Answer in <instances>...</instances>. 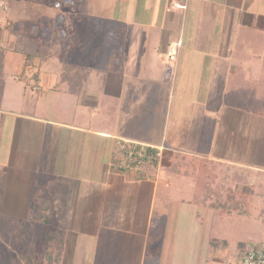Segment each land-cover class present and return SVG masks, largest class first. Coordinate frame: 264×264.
<instances>
[{
  "label": "crops",
  "instance_id": "crops-1",
  "mask_svg": "<svg viewBox=\"0 0 264 264\" xmlns=\"http://www.w3.org/2000/svg\"><path fill=\"white\" fill-rule=\"evenodd\" d=\"M167 3L168 6L179 7L177 0H167ZM35 4L57 8L58 15L54 21L57 22L54 26L60 29L56 30L59 32L57 46L71 40L77 43L71 53L67 49L64 55L60 52L65 50V46L61 50L59 47V52L54 51L48 58L43 52L38 53L44 59H35L38 67H35L34 61L33 68L25 73L27 77L21 75L26 61L25 53L21 52L22 46L6 51L4 91L8 83L5 72L8 52L23 55L25 60L17 74L22 83L20 88H24L23 97L25 93L32 97L26 105H30L33 111H9L14 118V131L13 141L7 150L8 180L3 184L4 192L8 184L28 183L31 186L37 171L48 173L57 182L66 185L65 191L60 194L64 219L58 222L64 240L60 259L55 264H119V260L121 264H169L164 259V253L169 242L173 245L179 240V231L184 223V214L181 213L184 206H180L181 215L176 217L172 206L175 202L181 203L177 193L172 192L173 188L183 184V181L179 184V176L191 178L188 193L191 189V200L199 205L194 197L199 189V180L205 178L206 171L214 168L219 182H222L224 174L240 180L237 169L241 165H249L247 170L255 166L250 165L249 160L253 159L257 137L264 134V0H184L185 9H195V14L199 12V7L204 11L199 28L201 33L191 30L190 39L194 43L189 46L192 55H189L187 63L193 65V54L196 60L192 70L189 71V67L185 70L187 80L197 88L215 92L210 93L211 97L205 103L210 104L204 106V113L200 111L202 115L196 121L194 134L189 135L201 134L200 137L209 138L196 139L201 143L194 144V149H181L167 140V123L175 103L171 84L152 80L157 94L151 107H147L149 115L145 117V124L140 121L139 107L145 105L140 99L142 86L135 81L139 77L137 67L142 65L146 68L147 64L142 59L136 63L131 59L130 50L134 44L131 36L134 34L120 28L119 43L110 33L109 43L90 49L84 42L91 38L85 35L81 40L78 33H68V30L71 22L78 26L79 20H83L85 25L95 24L91 0H55V4L39 0ZM69 11L79 14L76 21L74 16H67ZM175 19L174 13L168 15L169 22ZM104 21L108 25L113 24L109 19ZM167 34L169 40L164 38V41H168L166 46L170 44L173 49L165 50L164 46L163 51L171 55L176 52L177 57L175 55L172 61H165L164 54L160 53L158 61L171 64L173 70L169 68L167 72L174 82L180 66V44L176 38L171 44L172 30H167ZM146 40L150 42L149 37ZM35 42L40 49H45L41 39ZM195 42H201L199 48ZM106 50V61L99 60L97 64L98 56ZM116 50L122 61L119 69L112 70L106 64ZM205 58L206 66L202 62ZM75 64L82 71V79L76 89V86L70 89L66 72L69 66ZM91 66L106 74L102 86L96 85V81L87 83L86 68ZM191 71L195 74L193 79ZM36 72L38 78L33 79L32 75ZM30 78L36 82L35 85L28 83ZM102 90H105L104 93ZM229 91L242 92L235 97L236 93L232 92L233 98L229 99L225 96ZM5 101L3 93L0 113ZM256 103L263 107V112L256 110ZM42 104H55L57 112H65L69 118L47 119L46 112H42L45 111ZM100 111H106L112 118L114 129L107 128V125L100 130L72 123L77 116L80 119L84 114L93 115ZM37 112L39 115L43 113V116L36 115ZM197 125L200 130H197ZM34 126L38 127L39 135L32 142L35 138ZM174 126L177 129L180 124ZM146 129L157 131V135L149 138L150 132H144ZM257 130H260L259 135ZM125 142L138 149L134 156L123 148L127 147ZM147 147L161 152L159 160L154 162L147 157L142 163L135 162L137 158H144L141 154L146 152ZM85 185L87 192L83 190ZM201 190L198 191L200 194ZM140 202L145 204L142 210L138 208ZM127 205H131L132 210L137 208L138 211L133 212L135 219L129 226L120 223L122 229L117 227L116 230L121 232L112 237L110 232H113L111 227L115 221L111 219L113 216L122 218L124 211H128L124 210ZM151 242L153 259L149 258ZM112 245L114 252L110 251ZM126 252H130L128 256ZM115 254L124 256V260Z\"/></svg>",
  "mask_w": 264,
  "mask_h": 264
},
{
  "label": "rangeland",
  "instance_id": "rangeland-1",
  "mask_svg": "<svg viewBox=\"0 0 264 264\" xmlns=\"http://www.w3.org/2000/svg\"><path fill=\"white\" fill-rule=\"evenodd\" d=\"M35 1L39 0H32V2L31 0H0V47H5L7 50L18 48L19 45L23 44L19 40V38H22L19 37L20 35H24L26 38L33 37V39H35L39 36H44L43 32L54 35L57 31H59L56 28L59 26H54L57 23L54 22L56 21L58 15L57 8L51 5L47 7H38V5L35 4ZM177 1L179 3V7H173L171 6L172 4L168 6L167 0H91V4L94 8V10L91 9V12L95 15V24L91 22L89 28L87 27L88 25L84 24L83 20H79L78 26H75L71 22L68 33H78L81 40L84 39L85 35H87L91 39L84 42V44L86 43V47H90V49L92 47H95L96 49L99 44H102V46L106 45L110 33L112 34L111 37L116 39L115 42L119 43L117 40L119 38L120 28L123 30L125 29L126 31L128 30L130 34H134L131 36V39L134 40V44L131 45L130 50L133 56H131V59L135 63L142 59V62L146 61L147 64L146 68L142 65L137 67L139 77L138 80L135 81L140 85V87L142 86L140 99L143 101L142 105H145L144 107H139L141 108L140 121L145 124V117L149 115L147 107H151L154 96L157 94L154 90H157V88H153L151 83L152 80L165 82L166 85L171 84L174 91V95L172 96L174 97L175 103H173L172 113L167 123L169 124L167 140L170 143L179 145L178 147L181 149H194V144L201 143V141L198 142L196 139H204L205 136L200 137L201 134H197L190 137L189 135L194 134L197 124L196 121H198L202 115L201 112L204 113V106L210 104H205L207 103V98L211 97L210 93L214 94L215 92L214 90L197 88L194 83L187 80L186 71L188 70V67L189 71L194 68L193 66L195 65L196 60L194 59L196 55L193 54V65H188L187 63L189 55H192L190 53L191 44L194 43L190 39L192 33L191 30L194 29L196 32L201 33V17L204 15V11L199 7V12L195 14V9H185L184 0ZM49 2L55 4V0H49ZM71 12L69 11L67 16H74V21H76L79 14H72ZM170 13H174L176 15V19L171 22L168 20V15ZM106 19L112 21L113 24H106L104 21ZM15 21L18 22L16 25L14 23ZM167 30H172L174 32V36H172L173 42L171 44L173 45L175 38L180 44V48L178 49L180 53V66L174 82H172L173 78H171L167 72L169 68H172L173 70L171 64L168 63L166 65L165 63H160V61H158L160 53L164 54L163 58H165V61H172L175 59V55L177 57L176 52L171 55L165 51L167 48L173 49V46L169 47L170 44L166 46L168 41H164V38L169 40ZM90 33L93 34V37ZM47 37L48 36L46 34L44 37L46 42L48 41ZM80 37L78 39L79 43ZM148 37L150 38L149 43L146 40ZM74 41L77 42L76 40ZM65 43L68 44V42ZM195 43L199 48L201 42ZM164 46H166V48L163 51ZM58 47H62L60 43ZM75 47V45L67 47L65 44V50L70 49V53L73 49H75ZM170 49L168 50L169 52L171 51ZM106 53L107 50L100 53L96 62L97 64L99 63V60L102 62L106 61V57H104V54ZM7 55L8 58L6 60L5 72L8 77V83L6 85L7 90L5 88L4 91L6 101L3 106V111L0 113V264H10V258L13 256L12 253L15 252L13 250L14 248H12V241H14L15 238L12 233L15 229L19 233L20 237H23V234L26 233V231L29 232V236H32L31 239L33 240V243L30 248L31 259L33 261L32 264H39L40 252L37 249V242L41 240L44 226L40 220L35 221L33 216L28 211L31 186L28 183L15 185L8 184V186L5 187L7 191L4 192L3 190V184H5L8 180L7 156L11 142L13 141L14 131L12 123L14 122V118L9 111H33V108L30 105H26L30 103V99H32V97L28 96L26 93V96L24 95L23 97L22 92L24 88H20L22 83L18 79L20 75L17 74L22 67L25 57L23 55H19L18 53H11L10 51ZM204 60L205 61H202L203 64H205V66L208 65L206 58ZM35 63V67H38L37 60ZM262 63H264V59ZM86 69L87 72L85 78L87 83L96 81V85L102 86L106 80V74L104 72L99 73L98 69L94 66ZM192 72L193 71H191L190 76L193 79V75L195 74ZM25 76L27 77V75ZM28 83L35 85L36 82L30 78ZM173 84L175 86H173ZM104 91L105 90H102V93H104ZM232 92L236 93L233 96L235 97L238 94H241L242 91H229L225 94V96L232 99ZM212 101H214V99ZM213 104L214 106L216 105L215 102H213ZM103 106L105 108V104ZM41 107L45 109V111L42 112H46L47 119L51 117L60 119L62 117H68V114L65 112H57L55 104H42ZM262 109L263 107H261L259 103H256V110L263 112ZM35 114L39 115V112ZM40 115L43 116V113ZM82 117L79 119L77 116L73 119L72 123L100 130H103L106 125L107 128L111 127L112 129H114L115 126L114 122L112 124V118L107 115L106 111H100V113H95L93 115L84 114ZM176 124H180L178 128L176 127L177 129H175L174 126ZM46 126L50 128V126ZM197 130H200L199 125H197ZM144 132H150L149 138L157 135V131L153 130L149 131L146 129ZM259 132L260 130L256 131L257 135H259ZM33 133L35 138L32 139V142L38 139L37 136L39 135V131L37 126L33 127ZM208 138L209 136L205 139ZM203 142H205V140H203ZM252 157L253 159L251 158V160H249L250 165H255L251 167L252 169L247 170L246 168H249V165L247 164L241 165V167L237 169L241 176L239 178L240 180L233 178L232 175L227 176L224 174V176L222 175L223 180L221 182L224 184V187H232L233 189L243 192L248 196V200H250L251 203L250 207H248L250 208L249 215L246 216H240L235 213L233 215H218L210 206L209 200L206 202L201 201L199 202V205L193 204L191 200L193 197L192 190L190 189V193H188L189 185L192 180L187 176H179V184H181L182 181L183 184L173 188L172 192L177 193V197L180 198V202L182 204L175 202L172 205L175 212L171 213L174 214V217H176L177 214L181 215L180 206H184L182 207L183 212H181L184 214L182 217L184 223L179 231V240L175 241L173 245L171 242L168 244V249L170 250L167 249V252L164 253V259L166 262L169 264H219L225 262L237 264L245 249L264 245V134H260L257 137L255 152L254 155L252 154ZM223 170L227 172L226 169ZM71 171L73 172L74 170ZM242 176H244V178ZM236 184H239V189L236 187ZM86 189L87 186L85 185L83 190L86 191ZM198 191L200 190L197 189L194 201H197L198 196L200 195ZM84 195L87 194L85 193ZM12 197L13 199H11ZM250 197H252L253 200H251ZM133 203L135 204V202ZM143 203L144 202H140L138 204V208L140 210H142L145 205ZM239 207L242 210L247 208V206L243 205V203ZM125 209L128 211H124V216H121L122 218L113 216L111 219L115 221L111 227L113 232H110L112 237L121 232V230H116L117 227L121 228L120 223L124 226H129L132 224L133 219H135L133 218V212L138 211L137 208L132 210L131 205H127L124 210ZM62 219L64 218H59V221H62ZM21 220H25L28 224L24 225ZM61 224H63V222ZM172 235L175 234L172 233ZM2 248L7 250V257L3 258L4 252L1 250ZM114 250L115 248L112 245L110 251L114 252ZM152 251L151 242L149 244V258L151 256L153 259ZM126 253V256H128L130 252ZM54 254L52 255L55 256L56 254ZM115 256L117 258L123 257V260L125 258L122 255L117 256L115 254ZM50 259L53 260V257ZM148 261L150 262V259H148ZM119 264H121L120 260Z\"/></svg>",
  "mask_w": 264,
  "mask_h": 264
},
{
  "label": "trees",
  "instance_id": "trees-1",
  "mask_svg": "<svg viewBox=\"0 0 264 264\" xmlns=\"http://www.w3.org/2000/svg\"><path fill=\"white\" fill-rule=\"evenodd\" d=\"M90 27V24L87 26ZM57 30H60L57 28ZM59 33V32H58ZM48 34L47 32H43L44 35L47 34L48 41L46 42L44 40V36H39L38 38L33 39L28 37L26 38L24 35H20L19 40L23 43L20 46H22L21 52L25 53L26 55V61L23 66L22 74L25 75V73L28 70H31L33 68V64L36 58L44 59V57H40L38 53H44L48 58L50 55L53 54L54 51L59 52V47L56 46L58 41V38L56 37L57 34ZM46 38V39H47ZM39 39L42 40V44H45V49H40L37 43ZM28 42H27V41ZM53 40V41H51ZM19 41V42H20ZM51 41V42H50ZM66 46H72L76 45L75 42L67 41ZM63 45L62 47H64ZM118 49V47H117ZM61 50V47H60ZM5 47H0V106L2 104L3 100V93H4V86H5V80H4V65H5V56H6ZM67 50H61V54H67ZM51 53V54H50ZM118 59V60H117ZM122 57H119V51L116 50L112 56V59L107 62V67L114 70L119 69V63H121ZM76 65V66H75ZM68 67L66 75L67 80L69 81V88L72 89V86H76L74 89L77 88V86L80 85L81 79H82V71L79 68V65L75 64ZM33 79L38 78V73H34L32 75ZM133 151L138 150L130 147ZM146 150V156L144 158H137L135 162L142 163L147 160V157L150 153L156 152V149L147 147ZM149 152V153H148ZM137 153V152H136ZM155 160L154 162H156ZM206 176L204 179L199 180V190H201V194L198 196L197 202L207 200L210 201V206L216 211L218 215H233L238 214L240 216H246L249 215L250 212V200H248V196L243 193L239 192L232 187L225 186L221 182H219L218 175L215 173L214 168L213 170L210 169L206 171ZM201 181V183H200ZM66 185L61 184V182H57L55 178H53L48 173H42L40 171H37L33 183L31 184L30 188V199L28 203V211L33 216V218L36 220H40V222L43 224L44 229L42 232L41 240L37 242V249L40 252V261L39 264H55L58 262L61 256V250H62V243L64 240L63 233L59 231L58 222L59 218L62 217V198L60 197V194L65 191ZM206 199V200H205ZM251 200H253L252 197H250ZM247 206L244 210H242L239 206L241 204ZM23 221V222H22ZM24 225H27L28 222L25 220H21ZM14 234L15 238L14 241H12V248L15 251L10 258V264H32L33 261L31 259V253L30 248L32 246L33 240L31 239L32 236H29V232L26 231V233L23 234V237L19 236V233L15 229L12 233ZM41 235V234H40ZM3 253V258L8 256L7 250L2 248L1 249ZM56 255H55V254ZM7 254V256H6ZM54 254L55 256H53ZM53 257V260L50 258Z\"/></svg>",
  "mask_w": 264,
  "mask_h": 264
},
{
  "label": "built area",
  "instance_id": "built-area-1",
  "mask_svg": "<svg viewBox=\"0 0 264 264\" xmlns=\"http://www.w3.org/2000/svg\"><path fill=\"white\" fill-rule=\"evenodd\" d=\"M126 146L123 147L125 151H129V154L131 156H134V154L138 151H133L130 147L131 145L128 146L127 142ZM144 149V147L142 148ZM123 150V149H122ZM139 154V153H138ZM141 156H146V153L141 154ZM161 156V152L159 150H156V152H152L148 155L149 160L154 161V160H159ZM219 264H232L231 262H225V263H219ZM237 264H264V245L260 247H251L248 249H245L243 253L240 256V259Z\"/></svg>",
  "mask_w": 264,
  "mask_h": 264
}]
</instances>
